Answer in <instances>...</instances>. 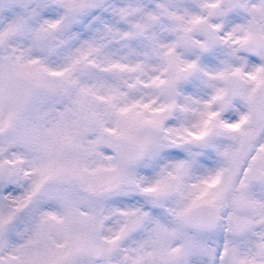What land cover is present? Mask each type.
I'll list each match as a JSON object with an SVG mask.
<instances>
[{
  "label": "snow or ice",
  "instance_id": "snow-or-ice-1",
  "mask_svg": "<svg viewBox=\"0 0 264 264\" xmlns=\"http://www.w3.org/2000/svg\"><path fill=\"white\" fill-rule=\"evenodd\" d=\"M0 264H264V0H0Z\"/></svg>",
  "mask_w": 264,
  "mask_h": 264
}]
</instances>
